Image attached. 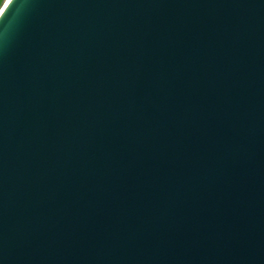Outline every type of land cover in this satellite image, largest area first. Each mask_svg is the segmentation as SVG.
Instances as JSON below:
<instances>
[{"label": "water", "instance_id": "95a60500", "mask_svg": "<svg viewBox=\"0 0 264 264\" xmlns=\"http://www.w3.org/2000/svg\"><path fill=\"white\" fill-rule=\"evenodd\" d=\"M0 264H264V0H0Z\"/></svg>", "mask_w": 264, "mask_h": 264}]
</instances>
